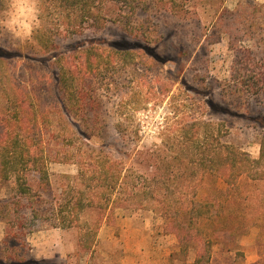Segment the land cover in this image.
Returning <instances> with one entry per match:
<instances>
[{
    "label": "rangeland",
    "instance_id": "rangeland-1",
    "mask_svg": "<svg viewBox=\"0 0 264 264\" xmlns=\"http://www.w3.org/2000/svg\"><path fill=\"white\" fill-rule=\"evenodd\" d=\"M138 5L128 24L108 20L78 34L63 33L45 54L43 33L56 28L44 12L47 4L0 0V50L6 54L0 59V138H24L32 153L43 148L50 160L49 187L43 192L37 174L27 175L33 192L26 196L13 181L0 180V264H190L200 254L197 243L183 251L171 227L149 214L127 217L117 211L87 236L85 227L54 226L52 208L73 195L70 181L77 174L74 164L57 158L79 145L57 129L66 121L58 102L72 104V120L103 149L108 144L121 152L133 148L129 135L120 140L115 134L118 120L129 119L140 136L135 148L146 150L164 136L173 140L194 117L212 124L215 139L259 157L264 0H142ZM111 10L104 8L106 14ZM113 43L146 50L132 49L124 57ZM63 65L74 73L70 100L53 85ZM121 102L139 108L119 114ZM215 186L227 188L219 178H206L197 198L205 199ZM232 193L229 209L220 211L222 226L231 229L223 227L216 235L209 264H264V179L243 177ZM99 218L104 216L82 213L80 225Z\"/></svg>",
    "mask_w": 264,
    "mask_h": 264
},
{
    "label": "trees",
    "instance_id": "trees-1",
    "mask_svg": "<svg viewBox=\"0 0 264 264\" xmlns=\"http://www.w3.org/2000/svg\"><path fill=\"white\" fill-rule=\"evenodd\" d=\"M40 1L47 4L44 12L54 20L56 27L55 32L43 33L41 39L43 51L48 54L63 33L78 34L86 27L101 26L108 20L117 23L127 21L128 24L142 0ZM107 5L112 6V10L107 12L108 16L104 11ZM110 46L116 49V54H123L124 57H128L127 53L132 49L146 50L125 44L113 43ZM147 52L154 60L161 62L153 51L149 49ZM5 56V52L0 50V59ZM60 69L59 76H53V85L70 100L74 73L64 65ZM58 107L65 114L66 121L56 123L57 129L62 130V137L76 139L79 145L77 149L67 147L57 158L58 162L74 164L77 174L70 181L73 195L55 202L52 208L55 227H85L87 236L88 233L93 234L104 220H113L117 211L125 213L127 217L154 215L171 227L183 251L193 247V243L198 244L200 254L190 264H209L216 235L223 227L227 231L231 229L227 224L222 226L220 211L229 209L233 188L243 177L264 179V140H261L259 157L253 159L221 139H215L210 122L193 117L182 125L180 133L173 140L164 136L159 145L139 150L135 148L140 139L139 132L132 128L127 118L113 125L120 140L129 135L132 143L133 148L121 152L115 144H108L103 149L92 142V136L80 130L81 125L70 117L72 104L58 102ZM138 108L130 102H121L117 112L123 114L131 110L134 114ZM61 123H64V127L60 126ZM46 125L54 123L47 121ZM163 131L160 132L161 136ZM64 141L63 144L58 142L61 149ZM26 142V139L16 135L0 138V180L13 181L17 192L23 196L33 192L32 184L27 179L29 173L37 174V185L43 189L42 192L50 182L47 172L50 160L45 156V150L42 148L40 153L34 154ZM206 178H219L227 188L220 190L215 186L205 199L199 200L198 190ZM222 196L224 201L220 203ZM86 212H96L104 219L99 218L92 225L81 226L80 215Z\"/></svg>",
    "mask_w": 264,
    "mask_h": 264
}]
</instances>
